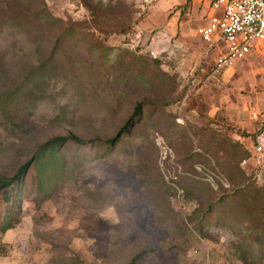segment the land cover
I'll use <instances>...</instances> for the list:
<instances>
[{
  "label": "rangeland",
  "instance_id": "374dc122",
  "mask_svg": "<svg viewBox=\"0 0 264 264\" xmlns=\"http://www.w3.org/2000/svg\"><path fill=\"white\" fill-rule=\"evenodd\" d=\"M207 5L0 0V264H264V55L214 74Z\"/></svg>",
  "mask_w": 264,
  "mask_h": 264
},
{
  "label": "built area",
  "instance_id": "2783aa9c",
  "mask_svg": "<svg viewBox=\"0 0 264 264\" xmlns=\"http://www.w3.org/2000/svg\"><path fill=\"white\" fill-rule=\"evenodd\" d=\"M209 7L208 21L198 32L215 53L214 74L254 53L264 55V0H209ZM260 134L257 150L262 152Z\"/></svg>",
  "mask_w": 264,
  "mask_h": 264
},
{
  "label": "trees",
  "instance_id": "16d2710c",
  "mask_svg": "<svg viewBox=\"0 0 264 264\" xmlns=\"http://www.w3.org/2000/svg\"><path fill=\"white\" fill-rule=\"evenodd\" d=\"M6 99H0V105L6 110L7 103ZM139 109H135V113H138ZM260 132H254L250 137L253 140L257 139V136ZM72 140L76 143H85L86 141L74 136H63V137H57L54 138L47 143H45L42 146V151L49 152L50 155L47 159H53L56 160V152H57V145L61 142ZM48 160H41L40 162H46ZM29 163L25 164L14 176L8 178L1 176L0 177V189L3 190L4 194L7 195V197L11 198V205L9 208H6L4 210H1V218H0V238L3 234H5L9 229L15 226V224L19 221V214H20V199H21V184L23 181V173L27 169V165Z\"/></svg>",
  "mask_w": 264,
  "mask_h": 264
},
{
  "label": "crops",
  "instance_id": "0c3cea01",
  "mask_svg": "<svg viewBox=\"0 0 264 264\" xmlns=\"http://www.w3.org/2000/svg\"><path fill=\"white\" fill-rule=\"evenodd\" d=\"M208 1V5H207V7L210 9V7H209V0H207Z\"/></svg>",
  "mask_w": 264,
  "mask_h": 264
}]
</instances>
